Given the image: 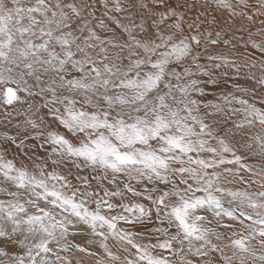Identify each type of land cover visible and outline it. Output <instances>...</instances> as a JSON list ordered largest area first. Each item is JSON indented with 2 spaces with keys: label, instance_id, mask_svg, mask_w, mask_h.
<instances>
[{
  "label": "snow or ice",
  "instance_id": "obj_1",
  "mask_svg": "<svg viewBox=\"0 0 264 264\" xmlns=\"http://www.w3.org/2000/svg\"><path fill=\"white\" fill-rule=\"evenodd\" d=\"M0 264H264V0H0Z\"/></svg>",
  "mask_w": 264,
  "mask_h": 264
},
{
  "label": "bare ground",
  "instance_id": "obj_2",
  "mask_svg": "<svg viewBox=\"0 0 264 264\" xmlns=\"http://www.w3.org/2000/svg\"><path fill=\"white\" fill-rule=\"evenodd\" d=\"M240 83H241L242 85L247 86V85L245 84V81H244L243 79L240 80Z\"/></svg>",
  "mask_w": 264,
  "mask_h": 264
}]
</instances>
